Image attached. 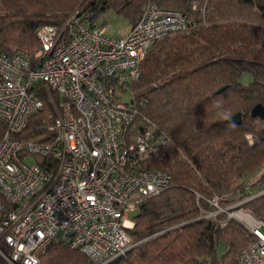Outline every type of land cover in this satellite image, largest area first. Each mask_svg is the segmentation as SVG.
Segmentation results:
<instances>
[{
  "label": "built area",
  "instance_id": "obj_1",
  "mask_svg": "<svg viewBox=\"0 0 264 264\" xmlns=\"http://www.w3.org/2000/svg\"><path fill=\"white\" fill-rule=\"evenodd\" d=\"M192 24L178 10L147 3L126 35L110 37L76 10L62 28L36 30L33 56L21 49L0 53L3 264H39L55 240L94 264L109 263L135 246L128 214L171 185L169 173L149 168L171 139L143 114V101L127 103L119 95L139 78L153 43ZM39 84L53 113L46 131L29 138L28 121L43 107ZM230 196L237 200L239 193ZM253 197L224 209L227 196H212L210 210L200 214L215 219L225 213L221 226L235 220L251 234L238 264H264V221L241 208Z\"/></svg>",
  "mask_w": 264,
  "mask_h": 264
},
{
  "label": "trees",
  "instance_id": "obj_2",
  "mask_svg": "<svg viewBox=\"0 0 264 264\" xmlns=\"http://www.w3.org/2000/svg\"><path fill=\"white\" fill-rule=\"evenodd\" d=\"M147 3L178 10L193 23L153 43L139 78L128 84L129 102L143 101V114L171 139L149 168L166 171L172 180L140 204L127 228L135 246L106 264H238L251 234L235 220L221 226L223 214H200L210 210L212 196L238 192L237 200L254 196L241 208L264 221V194L255 196L264 190V173L250 185L255 191L244 181L264 162V123L251 116L255 105H264V0H0V53L21 49L33 56L36 30L62 28L77 8L91 26H99L105 11L133 26ZM38 86L43 107L28 121L29 138L46 131L53 113ZM236 113L240 124L228 121ZM4 132L0 123V142ZM39 264L94 263L55 240Z\"/></svg>",
  "mask_w": 264,
  "mask_h": 264
},
{
  "label": "rangeland",
  "instance_id": "obj_3",
  "mask_svg": "<svg viewBox=\"0 0 264 264\" xmlns=\"http://www.w3.org/2000/svg\"><path fill=\"white\" fill-rule=\"evenodd\" d=\"M76 10H78V8ZM76 10H74V11H76ZM97 23L104 30L105 34L110 36V37H117L118 35H123L129 28V25H128L129 22L125 18H123L122 16L117 15V14L113 13L112 11H105L101 15V17L99 18ZM119 97H120V100L123 102L128 103L131 100V95H130L129 91L125 92L122 95H119ZM251 138H252L251 143L253 144L254 138H253V136H251ZM26 163L28 165H33L34 161L31 158H29L26 160ZM262 173H264V162L262 163V166L257 170V172H255L250 177L244 178V181L246 182L245 187L249 186L248 188L251 191H255V188L250 187V185L255 183L257 181L258 177L260 176V174H262ZM262 192H264V190ZM238 201H240V200H235V198L228 195L226 200L224 202H222L220 204V206H221V208L227 209V208H230V206L236 204V202H238ZM138 211H139V209L135 210L133 212H130L128 214V218L131 219V222H133V217L136 216ZM221 214H223L224 218H225L226 214L225 213H221ZM236 222H238V221H236ZM241 226H243V225L241 224ZM243 228L246 229L244 226H243ZM223 252H224V242L222 240H220L217 244V255L220 257L223 254Z\"/></svg>",
  "mask_w": 264,
  "mask_h": 264
},
{
  "label": "water",
  "instance_id": "obj_4",
  "mask_svg": "<svg viewBox=\"0 0 264 264\" xmlns=\"http://www.w3.org/2000/svg\"><path fill=\"white\" fill-rule=\"evenodd\" d=\"M225 89V87L220 88L217 93L222 92ZM251 116L259 118L264 123V105L263 104H257L251 109ZM231 123L234 124H240L241 123V113H236L230 119L228 120Z\"/></svg>",
  "mask_w": 264,
  "mask_h": 264
},
{
  "label": "crops",
  "instance_id": "obj_5",
  "mask_svg": "<svg viewBox=\"0 0 264 264\" xmlns=\"http://www.w3.org/2000/svg\"><path fill=\"white\" fill-rule=\"evenodd\" d=\"M97 25H99V24H97ZM129 25V28H128V30L123 34V35H118V36H124V35H126L127 33H128V31L130 30V28L132 27L131 26V24H128Z\"/></svg>",
  "mask_w": 264,
  "mask_h": 264
}]
</instances>
